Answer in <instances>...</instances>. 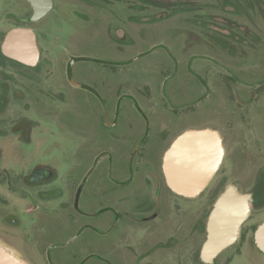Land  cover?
I'll list each match as a JSON object with an SVG mask.
<instances>
[{"label": "rangeland", "instance_id": "374dc122", "mask_svg": "<svg viewBox=\"0 0 264 264\" xmlns=\"http://www.w3.org/2000/svg\"><path fill=\"white\" fill-rule=\"evenodd\" d=\"M5 1L15 4V0H0V5ZM218 1L223 3L225 1L226 5H231L228 6V10L236 11L237 14L244 13L246 19L241 16V29L234 27L233 23L225 22L227 32L217 36L220 43L215 44L216 46L212 42L216 41V36L213 40V34L217 35V32L212 30L209 19H213L212 14L215 10L223 8L213 7L197 13L198 17L204 16L205 22L202 23L190 17L185 23L178 21L153 23L152 28H155L151 35L152 46L141 42V48L154 50L150 59H140L137 51L129 52L118 57L125 62L123 66H119L118 73L112 74L109 71L107 74L109 78H112V75L121 78L123 76L125 81L123 92L134 97L144 112L151 108L148 106L149 101L146 100L147 97H151L155 104L153 109L167 112L173 123L176 121L177 126L171 130L170 138L189 126L216 127L227 139V145L237 136L246 158L234 160L227 157L216 180L203 196L198 200L180 203L186 208L203 206L205 211H209L216 198L229 184H236L243 193L254 194L255 204L251 218L244 225V237L236 246L226 250L224 255H238L244 252L233 264H264L263 254L256 249H246L255 247L253 226L264 222V205H257L255 196L260 185L259 179L264 176V16H262L264 4H257L258 1L254 0ZM120 5L121 3L117 6L119 7L117 14L125 17L127 13ZM71 15L69 6L57 5L35 27L38 38L46 35L52 42L55 37L60 39L58 45L61 47L55 56L62 63H59L53 78L50 79L57 97L50 98L49 95H44L35 107L27 111L29 117L37 124L29 132L28 141L18 144L10 142L8 148L9 158L15 157L10 167L20 175L37 166H48L57 172L58 178L44 189L59 193L62 191L63 195L52 204L56 210L61 203H74V198H70L68 194L67 175L79 180L90 166L95 169L93 178L101 170L114 177L122 166L126 171L129 170L127 158L133 157L131 154L134 153V148L145 149L150 158L154 159V150L158 148L160 140L159 135L153 134L148 140L143 141L144 138L140 135L129 133L128 129L120 125L116 129L105 128L100 100L88 92L70 89L67 76L64 77V63L69 57L75 55L93 59L79 66L86 65L92 68L89 77L85 79L97 92L100 89V74L106 73L98 60L107 57L103 54L101 38L98 37L76 52L71 54L62 52V46L70 44L72 31L79 23L77 18L72 20ZM204 24L208 27L206 28ZM158 25L161 26L159 30ZM203 28L205 30L202 33ZM229 30L237 31V34L229 33ZM140 32L143 35L148 33L144 32L143 28ZM45 43L46 40L41 42L44 46ZM199 45L214 47L212 49L202 47L203 49L197 50V47L200 48ZM80 46L82 47V44ZM214 48L222 53L212 51ZM113 53L116 57V53ZM73 77L77 83L80 81L79 70ZM203 80L207 87L202 86ZM228 87L230 90H227ZM202 95L207 98L194 104ZM113 105L110 101L107 102L109 108ZM12 108L15 110L18 106L14 104ZM122 109L123 103L120 104V110ZM18 120V113L13 112L8 118L0 119V125L2 126L4 121L7 126L13 125ZM156 131L161 132L160 136L163 137L164 133L168 135L169 129L158 128ZM123 191L128 192L130 196L124 202L129 207H126L125 211L121 210L119 217L121 221L118 226L110 233L89 235L90 244L70 243L67 235L59 241L66 242L64 251L57 245L48 246L45 241L44 244H40L33 229L36 214L26 212L24 211L26 209L21 207L13 215V222L16 219L19 221L18 225L13 227V232L25 235L26 241L15 234L18 238L14 239L12 245H7L1 240L0 243L14 249L29 264H122V260L116 258L117 253H112L114 246L111 244H116L117 239L127 232L125 228L127 224L138 227L153 213L150 209L153 201L152 199L149 201L150 193L146 188L139 192H133L132 188H125ZM15 196L19 197V194ZM109 196L110 194L104 198L97 193L95 198L99 206H110L112 203L108 199ZM133 207L140 209L132 210ZM159 207L163 208V205L159 204ZM93 240L102 244L101 248L92 246ZM123 245L124 247L120 245L123 252L127 249L126 245L137 247L135 240L124 242ZM158 256L156 261L158 264H172V261L164 262L163 258Z\"/></svg>", "mask_w": 264, "mask_h": 264}, {"label": "flooded vegetation", "instance_id": "af4514ba", "mask_svg": "<svg viewBox=\"0 0 264 264\" xmlns=\"http://www.w3.org/2000/svg\"><path fill=\"white\" fill-rule=\"evenodd\" d=\"M254 1H258L256 3L260 5L264 4V0ZM9 2L5 1L0 5V119H6L15 112L18 113L19 120L13 124L14 126L12 124L7 126L6 121L2 123V126L0 125V240L7 245H12L14 239L18 237L26 241L25 235L21 233L17 235L13 232V227L19 223L17 219L13 222V215L21 207L26 209L24 210L26 212L36 214L33 229L36 240L41 242L40 244H44L45 241L48 246L57 245L64 251L66 242L60 243L59 241L65 235L69 237L68 240H71L70 243L90 244L89 235L110 233L118 226L121 221L119 218L121 210L125 211L124 209L129 207L124 202L130 196L123 190L132 188L133 192H139L146 188L150 193L149 201L151 199L153 201L152 205L150 204L153 213L138 227L128 224L125 226L127 232L117 239L116 244H111L114 246L112 253H117L116 258L122 260V264H158L157 256L160 255L158 257L163 258L164 262L170 260L172 264H207L201 258V249L207 237V221L211 209L205 211L203 206L183 207L181 201H193L199 198H182L173 193L166 183L163 158L173 143L170 138L172 132L170 127L162 129H169L168 135L164 133L163 137L160 136L161 132H153L142 137L143 141H146L153 134L159 135V146L154 150V159L150 158V154L146 153L145 149L134 148V153L131 154L133 157L127 158L129 170L126 171L122 166L117 170L115 178L105 170L99 171L93 178L95 169L90 166L79 180H74V177L67 175L68 194L70 198H74V203H61L57 210L52 207V204L63 195L62 191L59 193L44 190L58 178L57 172L48 166H37L28 173L20 175L11 169L10 164L14 162L15 157L9 158V143L17 142L18 144L28 141L29 132L37 123L29 117L27 111L35 107L44 95H49L50 98L57 97L55 89L50 84V79L53 78L55 70L62 61L55 56L61 47L58 45L60 39L55 37L52 42L46 35L38 38L36 34V25L46 16L33 21L34 8L28 0H15L14 5ZM119 3L127 13L125 17L117 14ZM57 5L69 6L73 15H71L72 20L77 18L79 22L72 31L70 44L62 46V52L71 54L91 43L92 39L101 38V48L107 57L98 60L102 68L106 70V73L100 74L98 92L85 79L89 77L92 68L86 65L79 66L86 61H93L92 58L75 55L69 57L64 63V77L67 76L71 90L88 92L100 100L102 103L101 116L105 120L103 123L105 128L111 129L121 126L119 104L113 102L119 100L117 92H121L123 79L117 75L109 78L107 73L109 71L112 74L118 73L119 66L124 65L123 60L118 57L138 50L140 46L136 31L140 24L153 25L158 21L185 23L189 17L202 23L205 22L204 16H197L200 10L213 7L223 8L215 10L212 14L213 19L208 18L212 24V30L217 32V35L213 34V40L216 36V41L212 44L215 45L220 43L217 36L227 32L225 22L233 23L234 27L241 29V16L246 19L244 13L237 14L236 11L228 10V6L231 5L218 0H53V8L48 14ZM205 27L208 26L205 25ZM18 28L31 29L36 35L40 51V60L36 67L25 65L3 52L2 46L7 34ZM204 30L203 28L201 32L203 33ZM230 32L237 34V31L229 30ZM43 40H46L45 46L41 44ZM113 52L116 53V57ZM78 70L81 79L77 83L73 76ZM109 100H112L110 103L114 104L111 108L107 106ZM14 104L18 106L15 110L12 108ZM226 142L225 138L227 150L225 160L227 157L239 160L240 150L237 136L233 137L228 145ZM139 144L140 142L137 143ZM136 160L138 161L135 163ZM217 175L211 184L216 180ZM97 193L104 198L110 194L108 199L112 204L99 206L95 198ZM16 194H19V197H16ZM255 196L256 204L264 205V184L259 185ZM159 204H162L163 208H160ZM134 209H140V207H133L132 210ZM259 225L252 228L253 246L255 247L246 249H256L264 255L254 241V234ZM15 234L18 237H15ZM244 234L243 226L238 242L242 241ZM133 240L136 241V248L126 245L125 252L122 248L120 249V245L124 247V242ZM101 245L96 241L92 244L96 248H101ZM224 252L215 259L213 264H233L235 259L243 256L244 253L224 255Z\"/></svg>", "mask_w": 264, "mask_h": 264}, {"label": "water", "instance_id": "95a60500", "mask_svg": "<svg viewBox=\"0 0 264 264\" xmlns=\"http://www.w3.org/2000/svg\"><path fill=\"white\" fill-rule=\"evenodd\" d=\"M28 1L34 8L33 21L44 18L53 8V0ZM2 48L5 55L25 65L36 67L39 63L37 38L31 29H13ZM226 154L225 137L220 130L212 127L186 130L164 154L167 186L182 198H199L222 168ZM254 204V194L243 193L236 184L225 187L208 217L207 237L201 249L203 262L213 264L220 254L238 243ZM254 241L264 253V222L256 229ZM0 264L29 263L14 249L0 243Z\"/></svg>", "mask_w": 264, "mask_h": 264}, {"label": "crops", "instance_id": "0c3cea01", "mask_svg": "<svg viewBox=\"0 0 264 264\" xmlns=\"http://www.w3.org/2000/svg\"><path fill=\"white\" fill-rule=\"evenodd\" d=\"M144 25H146L145 28H144ZM152 26L153 25L143 24V26H140L138 28V30L136 31V33L138 32L137 37H138L139 46H140L138 48L137 52H138V55H139L140 59L141 58L150 59V56L154 52V50H152V49H143V48H141V42H143L147 46H152L151 44L153 42L152 41L153 38H151V35L153 33V29L155 28V27L152 28ZM160 27L161 26L158 25L157 26V30H159ZM141 28L144 29V32H148V33L146 35H143L140 32ZM199 46H200V48L197 47V50L198 49H203V48H206V49L207 48L208 49H212L213 48L211 46H203V45H199ZM212 51H214L216 53L220 52V51L216 50V48H214ZM220 53H222V52H220ZM124 64H125V62H124ZM122 79H123V85H122L121 90H120L121 92L120 93L117 92L119 100H117V102L116 101L113 102L114 104L115 103L119 104V109H120V104L123 103V109L120 110L121 126L122 127L128 129L130 133H136V134L140 135L141 137H143V136H147L150 133H153L154 131L158 132V131H156L158 128H159V130H162V129L166 128V127H170L173 130L177 126L176 121H175V123H173V121L170 118V115L167 112H165V111L159 112L155 108L153 109V107H155V104L153 103V100H152L151 97H147L146 98V100L149 101L148 102L149 103L148 106H150L151 108H149L148 112H144V110L140 107L139 103L137 102V100L134 97H131L130 95H127L125 92H123L122 88L125 87V81H124L123 76H122ZM201 84H202V86L207 87V84L204 82V80H203V83L201 81ZM227 90H230V88L228 87ZM206 98L207 97L205 95H202L200 100H196L197 102H194V104H197L201 100H204ZM109 101L112 102V100H109ZM135 123H137V125H135ZM205 127H211V126H204V127H190L189 126V127H184L180 132L177 133V135H175L173 138H171V142H173L178 136H180L186 130H189V129H201V128H205ZM212 128H216V127H212ZM216 129H218V128H216ZM218 130H220V129H218ZM239 150H242L240 145H239Z\"/></svg>", "mask_w": 264, "mask_h": 264}, {"label": "trees", "instance_id": "16d2710c", "mask_svg": "<svg viewBox=\"0 0 264 264\" xmlns=\"http://www.w3.org/2000/svg\"><path fill=\"white\" fill-rule=\"evenodd\" d=\"M239 158H241V159H242V158H243V159L246 158V153H245L243 150H240ZM234 160H235V159H234ZM259 183H260L261 185L264 184V176H263V177L261 176V179H259ZM221 193H222V192H221ZM221 193H220V194H221ZM220 194H219V195H220ZM218 197H219V196H218ZM216 199H217V198H216Z\"/></svg>", "mask_w": 264, "mask_h": 264}]
</instances>
